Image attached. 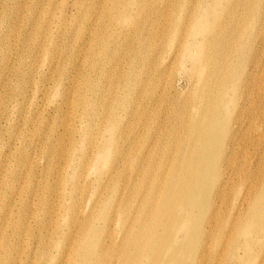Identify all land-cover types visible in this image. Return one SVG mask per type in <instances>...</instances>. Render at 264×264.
Instances as JSON below:
<instances>
[{
    "label": "bare ground",
    "instance_id": "1",
    "mask_svg": "<svg viewBox=\"0 0 264 264\" xmlns=\"http://www.w3.org/2000/svg\"><path fill=\"white\" fill-rule=\"evenodd\" d=\"M14 1L0 87L31 95L17 147L0 138V264H253L264 0ZM166 60L184 99L160 92Z\"/></svg>",
    "mask_w": 264,
    "mask_h": 264
},
{
    "label": "rangeland",
    "instance_id": "2",
    "mask_svg": "<svg viewBox=\"0 0 264 264\" xmlns=\"http://www.w3.org/2000/svg\"><path fill=\"white\" fill-rule=\"evenodd\" d=\"M6 2L5 4H4V2ZM8 1V2H7ZM14 0H0V13L3 15V13L4 14H6V15H9L8 13H10V11H11V8L13 7V8H15L14 7ZM8 3V4H7ZM4 6V7H3ZM193 8H194V6H192V11H193ZM6 10V11H5ZM6 12V13H5ZM0 14V15H1ZM5 35V29H1L0 30V37L1 36H3V35ZM5 51H3V50H1L0 49V54L1 53H4ZM164 60H165V58H164ZM171 66V67H169V66ZM168 66V67H167ZM164 67H167L166 68V70H165V73L163 72V74H162V76H161V78H160V92L161 93H163L164 91L166 92H164V94H165V97L166 96H171L174 92H177V93H180L181 95H183L181 98L182 99H184L185 98V96L188 94V92L190 91V89H191V87H192V82H191V80L187 77V76H185L183 73H182V71H181V65H177V64H170V63H167V60L166 61H164ZM170 68V69H169ZM113 71V70H112ZM181 72V73H180ZM179 74H180V76H179ZM183 76V77H182ZM181 77V78H180ZM180 79V80H179ZM179 80V81H178ZM188 82V83H187ZM176 85H178V86H176ZM169 87H171V88H169ZM2 88L0 87V99L1 100H3L5 103H4V105L6 106V107H9L8 108V110H6L5 112H2V114H1V112H0V119H1V121H0V129H1V135H0V138L2 139V141H3V143L5 144V145H7V146H9L10 148L12 147V149L14 148V147H17V141L16 142H14L13 140H11L10 139V135H9V133H15V134H17L18 132H19V130H21L22 128H23V125H22V123H20L19 125L20 126H18V128L15 130V128H13L15 125H13V127L11 126V120H12V118L14 119L15 117V115H11L10 114V108H11V106L12 105H16V103H17V106H19L20 108H23V107H25L26 105V101L29 99V96L31 95V92H30V87H27L26 88V90L28 91V92H26V98L25 97H22V98H20V96H13L12 98H10L11 97V94H10V92H8L7 90H5V91H3V90H1ZM245 89V88H244ZM243 89V87H241V89H240V92L241 91H243L244 90ZM25 90V91H26ZM174 92H173V91ZM2 95V96H1ZM6 95V96H5ZM9 96V97H8ZM8 97V98H7ZM19 98V99H18ZM24 98V99H23ZM5 99V100H4ZM17 100V101H15V102H13L14 100ZM24 100H26V101H24ZM243 100V99H242ZM21 101H24L23 103L21 102ZM244 101V100H243ZM21 103V104H20ZM12 104V105H11ZM23 104V105H22ZM21 105H22V107H21ZM25 105V106H24ZM163 105V104H162ZM161 105V107H157L158 109H159V117H158V120L159 121H165V113H164V111H165V108H164V106L166 107V105H163L162 106ZM263 107V108H262ZM261 109L263 110V113H264V106H261ZM8 111V112H7ZM162 111H163V113H162ZM5 114V115H4ZM9 115V116H8ZM4 116V117H3ZM12 117V118H11ZM2 118H3V120H2ZM9 119V120H8ZM11 119V120H10ZM130 119H131V117H128V118H126V120L127 121H130ZM7 120V121H6ZM7 123V124H6ZM7 125H9V126H7ZM13 131V132H12ZM136 131L137 132H139V131H141V129L140 128H136ZM139 133H141V132H139ZM4 135V136H3ZM141 135V134H140ZM6 136V137H5ZM4 137V138H3ZM8 138V139H7ZM130 140L131 139H129L128 140V143H130ZM14 142V143H13ZM14 144V145H13ZM243 146H242V145ZM240 145L241 146H238L237 148H235V151L237 152L236 153V158H238L237 159V162L238 161H241V158L243 159V160H245L246 162H248V163H250L251 164V158H252V156L251 155H253L254 154V149H253V147H249L250 145H248V144H246L245 142L244 143H241ZM246 144V145H245ZM14 146V147H13ZM249 147V149H247ZM252 148V149H251ZM240 149V150H239ZM244 151V152H243ZM242 153H245V154H242ZM250 153H252V154H250ZM240 154V155H239ZM238 155V156H237ZM255 155V154H254ZM248 157V158H247ZM249 157H251V158H249ZM254 158V157H253ZM252 158V159H253ZM250 159V160H249ZM252 165V164H251ZM254 165V164H253ZM251 167V166H250ZM252 167H254V166H252ZM253 252H254V254H253V264H263L264 263V252L262 253V251H260V250H256V249H253Z\"/></svg>",
    "mask_w": 264,
    "mask_h": 264
}]
</instances>
